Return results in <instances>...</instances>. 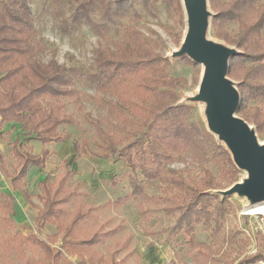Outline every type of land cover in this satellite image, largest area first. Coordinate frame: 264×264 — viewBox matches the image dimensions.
Returning <instances> with one entry per match:
<instances>
[{"label": "trees", "instance_id": "1", "mask_svg": "<svg viewBox=\"0 0 264 264\" xmlns=\"http://www.w3.org/2000/svg\"><path fill=\"white\" fill-rule=\"evenodd\" d=\"M30 1L0 0V126L17 124L23 137L7 142L15 164L10 166L0 153V173L9 178L13 191L32 204L26 183L28 172L44 164L47 150L32 153L27 143L67 140L66 134L58 136V129L76 121L72 114L63 111L60 100L68 97L76 103L81 92L75 83L86 81L98 92L115 94L116 99L106 100L108 110L119 115L123 122L132 121L136 127L130 132L121 128L129 136L100 131L97 146L102 153L87 149L88 143L83 139L73 141L75 153L103 159L114 156L128 166L130 171L125 179L130 192L122 200L112 202L115 205L128 197L144 195L149 181L156 180L176 190L168 198L172 203L174 200L170 209L179 213L173 229L183 235L185 245L192 251V264H206L210 258L208 247L195 240V231L200 224L210 227L211 235L218 229L219 220L228 210L229 198H221L213 191L221 189L224 180L236 182L237 170L225 147L205 128L189 121L191 106L177 103L175 87L180 80L167 74V59L152 50L139 30L121 21L126 9L131 8L129 0H69L70 13L61 19V24H86L102 39H107L111 30H122L121 38L111 41L112 50L105 47L96 51L91 71L60 64L54 58L46 63L35 59L45 46L33 24ZM209 1L214 12L209 20V36L238 50L228 65V76L238 79L235 83L240 102L236 113L253 125L257 136L264 137L263 110L252 104L264 99V0H221L220 6ZM57 14L60 15V9ZM229 24L235 25L234 31L229 29ZM128 92L132 93L129 103ZM80 103L81 100L76 106L81 107ZM133 110L143 113V117L135 115ZM90 120L96 125L95 120ZM188 152L195 157L207 156L215 174L200 164L202 176L192 180L167 167ZM217 174L221 180H217ZM37 185L41 205L37 207L36 222L42 224L48 220L54 224L56 233H61L62 250H54L57 256L64 258L63 253L76 256L78 264H125L126 256L134 251L132 248L126 256L118 258L120 251L131 248V236L123 237L125 221L115 220L114 215H99L102 207H109V202H77L80 191L70 188L63 175L53 178L45 175ZM3 196L12 210L13 196L6 193ZM137 209L140 211V203ZM120 235L123 238L118 243ZM109 241L115 242L114 250L113 246H108L107 252L99 250ZM147 249L153 251V245L148 244ZM262 259L264 255L259 254L238 264H253Z\"/></svg>", "mask_w": 264, "mask_h": 264}, {"label": "rangeland", "instance_id": "2", "mask_svg": "<svg viewBox=\"0 0 264 264\" xmlns=\"http://www.w3.org/2000/svg\"><path fill=\"white\" fill-rule=\"evenodd\" d=\"M213 1L218 6L222 4L221 0ZM207 3L211 13H214L209 0ZM128 4L131 8L126 9L127 13L121 21L139 30L148 39L152 50L167 59V74L180 80L175 87L177 103L191 106L189 121L206 129L203 104L184 101L185 96L197 90L201 64L193 62L186 56L177 58L169 56L172 50L179 47L185 32V16L181 0H129ZM56 5L60 9V15L57 14L58 9H55ZM69 5V0L30 1L33 24L38 38L45 46L44 51L38 53L35 59L46 63L54 58L60 64L75 65L85 71H91L96 51L105 47L112 50L111 41L121 38L122 30H111L107 35L108 38L102 39L86 24L63 25L61 19L69 15ZM228 27L232 31L235 30L234 24H229ZM226 45L234 47L230 44ZM230 78L234 81L238 80ZM75 87L81 92V107L76 106L79 99L76 103L68 97L60 100L63 103V111L72 114L76 121L74 124H63L58 129V136L63 137L66 134L67 140L51 141L46 144L29 140L27 143L32 153L36 154L41 149L47 150L44 164L38 168L32 167L28 172L26 183L32 195V204L26 202L18 191H13L9 178L0 173V264H78L79 258L76 256L63 253L64 258H61L56 255L54 250H62V244L61 233H56L54 224L48 220L42 224L36 222L37 207L41 205L37 198L39 194L37 183L45 175L50 178L65 176V183L71 185L70 188L80 191L77 202L97 204L109 202V207H102L99 215L100 217L114 215L115 220L125 221L123 237L131 236L129 240L131 248L120 251L118 258L126 256L130 249H134L126 256L125 264H192L190 259L192 251L185 245L183 235L173 229L179 213L177 209H170L174 206V200L172 199V203L168 198L176 190H171L156 180L149 181L144 188V195L136 198L128 197L127 200L115 205L112 202L118 198L122 200L130 192L125 179L126 173L130 171L128 166L114 156L103 159L86 153H75L73 141L83 139L88 143L87 149L102 153L97 146L100 131L120 132L123 136H129L130 130L136 127L132 121L123 122L119 115L108 110L106 100L116 99L115 94L98 92L93 85L81 80L75 83ZM131 98L132 93L128 92L127 103ZM120 102L123 104L122 101ZM252 104H257L264 113V99L256 100ZM145 110L147 111L148 108ZM133 112L135 115L140 114L139 111L133 110ZM85 114H88L89 118H86ZM139 117H143V113ZM90 118L96 121V125H92ZM121 128H126L129 132H123ZM16 137L23 140L17 124L0 126V153L8 160L10 166L15 164V161L10 158L7 142ZM257 137L260 142L264 141V137L260 135ZM200 164L210 168L215 174L213 164L207 156L195 157L190 152L174 159L167 164V167L178 171L183 177L199 180L202 176ZM236 170L237 182L245 172L237 168ZM216 177L217 180H221L219 174ZM222 183L221 189L233 184L226 180ZM4 193L14 198L12 210L8 209ZM228 198V210L219 220V227L215 229L213 235L211 228L203 224L196 228L195 240L208 247L207 254L210 258L206 260V264H238L243 259L264 255V214H248L249 205L245 199L235 195ZM138 203L141 205L140 211L137 209ZM117 222L118 220L115 223ZM121 236L117 238L118 243L123 238ZM114 244V241H109L99 250L107 252V247H112ZM148 244L153 245V251H148ZM115 248L113 246L111 249ZM253 264H264V260H258Z\"/></svg>", "mask_w": 264, "mask_h": 264}, {"label": "water", "instance_id": "3", "mask_svg": "<svg viewBox=\"0 0 264 264\" xmlns=\"http://www.w3.org/2000/svg\"><path fill=\"white\" fill-rule=\"evenodd\" d=\"M185 16V32L171 58L186 56L201 64L197 90L184 97L185 102L203 104L207 131L230 154L237 169L245 172L240 181L226 189L213 191L221 198L235 195L248 205L264 201V141L260 142L255 128L237 115L240 94L228 76V65L238 50L209 34L211 11L207 0H181Z\"/></svg>", "mask_w": 264, "mask_h": 264}, {"label": "bare ground", "instance_id": "4", "mask_svg": "<svg viewBox=\"0 0 264 264\" xmlns=\"http://www.w3.org/2000/svg\"><path fill=\"white\" fill-rule=\"evenodd\" d=\"M250 206V207H249ZM248 206V214H264V201Z\"/></svg>", "mask_w": 264, "mask_h": 264}]
</instances>
